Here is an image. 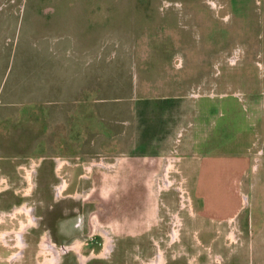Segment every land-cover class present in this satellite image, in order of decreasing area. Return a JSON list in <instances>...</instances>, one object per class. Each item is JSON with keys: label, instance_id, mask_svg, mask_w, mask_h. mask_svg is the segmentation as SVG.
Listing matches in <instances>:
<instances>
[{"label": "rangeland", "instance_id": "1", "mask_svg": "<svg viewBox=\"0 0 264 264\" xmlns=\"http://www.w3.org/2000/svg\"><path fill=\"white\" fill-rule=\"evenodd\" d=\"M10 11L21 32L7 39L15 63L35 45L45 64L42 104L6 107L11 116L0 118V164L9 163L0 165L2 264L13 243L23 264L57 263L58 246L37 226L54 200L81 226L64 250L89 241L103 257L91 264H264V0H0L1 17ZM75 73L90 90L69 99ZM166 94L186 97L187 122L173 125L149 181L122 185L115 159L127 142L117 137L154 113L149 97ZM210 109L219 117L200 120ZM152 123L142 132L154 133ZM213 133L245 161L228 188L239 209L230 219L200 215L203 197L181 167L185 136ZM123 216L124 232L135 233L121 239ZM19 221L36 227L20 231ZM13 229L20 240L4 236ZM78 253L85 264L89 250Z\"/></svg>", "mask_w": 264, "mask_h": 264}, {"label": "crops", "instance_id": "2", "mask_svg": "<svg viewBox=\"0 0 264 264\" xmlns=\"http://www.w3.org/2000/svg\"><path fill=\"white\" fill-rule=\"evenodd\" d=\"M8 10H10V8ZM17 20L18 16L13 14L12 11L7 13L6 15H3V17H1L0 14V118L4 115H6L4 117L11 116V112L4 111L6 107L12 109V107L16 105L40 106L42 104L41 93L44 91V50L42 48L38 49L35 45L34 47L31 45L27 48H33L32 50H25L24 52L16 54L20 57V60L15 63L14 52L11 49L9 50L6 48V45H8V38H11V40H14L16 43L21 41L19 39L21 32L19 34ZM14 65L15 68L20 70L19 72L16 73L13 71ZM74 66H76V64ZM72 76L73 80L71 85L69 86V99L74 98V95H76L77 92H79L78 95H81L80 92H87L88 90H90L87 84L81 86L79 83V85H77V80H81V77H78L77 73H75L74 75L72 74ZM183 97H181V95L167 94L149 97L150 100H156L154 104L150 101L148 103V106L152 107L150 108V111L153 110L154 113L152 114L151 112V115H144L143 119L145 120L143 121L142 117H137L136 124H133L130 130L127 129V127L122 133L118 135L120 138L119 139L117 137L118 140H122L123 142L125 140V142H127L126 151L124 152V155L115 159L116 162L118 161V165H120L123 161L120 171L122 177L120 176L119 178L120 183L123 182L121 183L122 185H125L126 183L128 184V182H131L134 185H144L147 181H149V172L157 169L158 164H160L162 155L166 153L171 147L172 141L174 139V134L171 133L173 130V125L186 124L187 122L186 120L188 116V109L186 106L185 108L182 107L183 102L187 103V101L185 99L186 97ZM231 97L233 98L234 96ZM224 102L228 104H224V107H227L228 110H230L231 103L233 101L229 98V100H226ZM184 109L186 111L185 113L183 112ZM213 109H210L205 112L202 111L200 120L204 119L203 117L205 116L212 117V115H216L217 117L219 113L216 112V109ZM147 117L149 118L148 120H146ZM152 121L155 124L153 129L154 133H152L153 131H146L145 133L142 132V125L144 126L146 122L151 123ZM223 121V125L225 123H229L228 120ZM177 126L178 125H176V128ZM215 128H217V126ZM215 128L213 127L212 129ZM220 140L218 137H215L213 133L206 134L201 137L199 135L187 134L185 136V140L183 139L181 141V151L183 156L181 167L188 179V182L193 181L197 188L199 197H203L201 201L202 204L199 203L200 208L197 209V211L200 212V215L205 219H230L239 210L238 204H236V200L233 199V201H235V203H233L234 205L230 201V190L228 188L230 186V181L232 180L233 182V177L235 176L234 173L238 171V163L243 160H240L242 158L238 155L231 153L229 154L227 148L221 149L219 147L220 144H224V146H229L232 142L231 139H225L223 141L221 140V143ZM135 143H137L138 146H136ZM156 148L159 149L154 150ZM86 153L87 152H85V154ZM7 154L9 153L7 152ZM3 163L9 164L7 162H2V164L0 165H3ZM39 166L44 165L40 164ZM43 170H45V168ZM43 170H40L37 178L38 181L40 177L39 182L41 185H43V182L45 181L46 177V175H44L45 172ZM131 172H133V175H131ZM139 173L141 176H138ZM232 187L233 186H231V188ZM201 189H204L203 191L206 195L200 193ZM232 192L233 195L237 196L236 190H234V188H232ZM86 199V201L89 202L90 196L86 195ZM67 211L69 212L59 210V215L57 216L58 218L56 220V226H59L60 228L62 227L63 229L67 226L69 227V229H79L81 226L78 225L76 222L75 211H73L72 214L74 215L71 219L65 220L66 216L64 215L67 213L70 214L72 210L69 209ZM105 214H107V210L102 207L100 220L102 221V223H109L108 216L111 217V215ZM104 217L106 218L104 219ZM115 221H118L121 225V231H118L120 233V236L135 233L134 231L131 233L124 232V227L126 223L124 220V216L122 217V219L120 217L117 218V220L115 219ZM0 225H3L1 224V221ZM22 225H24L23 227H25V232L28 231L27 229L30 226L31 228L36 227V224L30 225L24 221H19L17 229L20 230ZM89 225L90 223L88 224V227L90 228ZM209 229L211 231V227ZM25 232H23V235ZM10 233L14 234L15 236L17 235L19 239L20 234L16 232L15 229L5 232L4 236L10 235ZM25 239L24 241L25 243H27V240ZM80 243H86V246L79 245V248H73V251L78 256V260L80 262L81 256L78 252L82 251L83 249L87 251L89 250L90 252V256L87 258L89 260L92 258V260L89 261V264H91V262L95 261L98 258H103L99 254L94 255V253H92L93 248L91 247L92 245L90 246L91 243L89 241H83ZM0 244L2 245L3 243ZM87 246L89 248H86ZM58 248L60 253L59 260L57 261V263L62 259L65 252L60 249V247ZM103 249L105 248L103 247ZM10 251L11 252L9 253V255H7L8 257L6 258L8 260L7 264H23L24 247L22 248L18 246L16 248L15 244H13L10 248ZM2 255L3 254H0V264H2L1 262L3 261ZM13 255L15 256V258ZM9 257H13L14 259H9ZM67 259L77 260V257L74 256V253H70Z\"/></svg>", "mask_w": 264, "mask_h": 264}, {"label": "flooded vegetation", "instance_id": "3", "mask_svg": "<svg viewBox=\"0 0 264 264\" xmlns=\"http://www.w3.org/2000/svg\"><path fill=\"white\" fill-rule=\"evenodd\" d=\"M54 202H57V204H51L49 206V212L48 214L46 213V215H42L41 217L38 218V224L37 226H40V229L45 230L43 232H45L46 236H49V238L51 239V241H54L55 243H53L54 245L58 246V247H64V246H71V242H73V240L76 238V232L74 230L76 229H69V227L67 226L66 228H60L57 225V216L59 215V202L56 200H54ZM74 211V209L71 211L70 214H68L65 218V220H69L73 217L74 214H72ZM41 226L45 227L44 229L41 228ZM39 228V227H38ZM123 237L121 236V239ZM39 242V241H38ZM70 242V243H69ZM68 243V244H67ZM14 244V243H13ZM39 244V243H38ZM157 248L159 247V244L156 246ZM115 249H112V251H114ZM70 253H74V256L77 257V260H72V259H67ZM65 256V258H64ZM107 257V255H106ZM78 256L76 255V253L73 251V248L70 247L69 250L64 252V255L62 257V259L57 263V264H81V262L78 260ZM147 259V258H146ZM92 260V258L90 259ZM86 261L85 264H89V261ZM148 260L150 262L157 260L155 258L152 259V261L148 258ZM79 261V262H78ZM157 262V261H156ZM155 264V263H153Z\"/></svg>", "mask_w": 264, "mask_h": 264}, {"label": "built area", "instance_id": "4", "mask_svg": "<svg viewBox=\"0 0 264 264\" xmlns=\"http://www.w3.org/2000/svg\"><path fill=\"white\" fill-rule=\"evenodd\" d=\"M65 247V246H64ZM64 247H60V249H62L63 251H67V250H64L65 248ZM67 247V246H66ZM73 248V247H72Z\"/></svg>", "mask_w": 264, "mask_h": 264}]
</instances>
